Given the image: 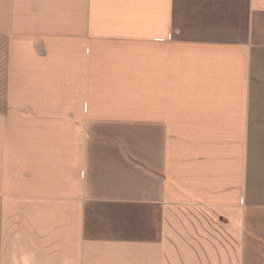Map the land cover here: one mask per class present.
Instances as JSON below:
<instances>
[{"label":"crops","instance_id":"crops-1","mask_svg":"<svg viewBox=\"0 0 264 264\" xmlns=\"http://www.w3.org/2000/svg\"><path fill=\"white\" fill-rule=\"evenodd\" d=\"M0 264H264V0H0Z\"/></svg>","mask_w":264,"mask_h":264},{"label":"rangeland","instance_id":"rangeland-1","mask_svg":"<svg viewBox=\"0 0 264 264\" xmlns=\"http://www.w3.org/2000/svg\"><path fill=\"white\" fill-rule=\"evenodd\" d=\"M187 218H192V216H189V217H187ZM199 218H204V217H199Z\"/></svg>","mask_w":264,"mask_h":264}]
</instances>
